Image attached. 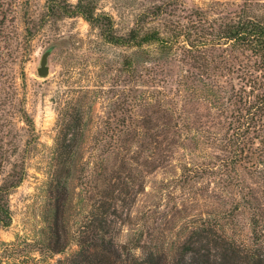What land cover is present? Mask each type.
<instances>
[{
  "label": "rangeland",
  "instance_id": "374dc122",
  "mask_svg": "<svg viewBox=\"0 0 264 264\" xmlns=\"http://www.w3.org/2000/svg\"><path fill=\"white\" fill-rule=\"evenodd\" d=\"M47 3L0 0V183L13 170L24 169L25 174L9 196L12 223L0 226V264H58L72 254L102 189L113 190L116 197L110 221L117 244L137 256L155 251L175 258L192 229L204 223L217 235L264 252V152H255L257 146L263 150L264 139L251 132L241 144L230 141L232 106L217 107L219 102L204 91L202 104L189 105L190 128L172 123L164 131L172 144L166 151L168 162L141 169L142 118L150 115L162 129L163 107L158 105H183L175 102L176 88L170 91L164 79L202 69L194 68L179 46L165 54L156 44L143 49L110 44L79 15L42 20ZM96 3L97 11L114 17L120 34L139 25L141 14H146L145 29H160L166 36L175 27L188 25L195 10L220 19L235 17L245 8L264 19V0ZM160 5L164 7L156 15L154 9ZM48 49L50 72L41 77L38 68ZM162 57L165 61L159 67ZM225 80L220 84L228 88ZM76 108L83 109L85 129L66 214L69 245L53 253L46 248L48 218L55 207L48 187L56 140ZM237 147L243 151L238 164L231 162ZM193 162L201 166L196 178L186 175L182 166ZM254 218L259 221L256 230Z\"/></svg>",
  "mask_w": 264,
  "mask_h": 264
},
{
  "label": "trees",
  "instance_id": "16d2710c",
  "mask_svg": "<svg viewBox=\"0 0 264 264\" xmlns=\"http://www.w3.org/2000/svg\"><path fill=\"white\" fill-rule=\"evenodd\" d=\"M169 6L167 3L165 7ZM163 7L158 6L154 13L160 14ZM97 9L96 0H78L76 4L68 0H48L42 20L79 15L97 27L102 38L113 45H138L139 49H143L145 45L156 44L160 53L165 54H170L179 46V49L182 47L184 50L187 60L193 62V67L203 72L187 70V73L169 75V78L164 79V86L170 85V91L176 88L175 102L180 100L183 105H158L163 107L161 117L165 121L162 129L158 128V123H153L150 115L142 118L143 132L139 134V142L142 141L143 147L142 151L139 150L141 169L147 170L151 166L158 168L168 162L170 154L166 151H171L172 144L164 137V131L172 123L190 128L189 105L202 104L204 91L213 95L214 102H219L217 107L225 109L232 106V132H228L230 141L241 144L251 132L257 134L255 137L264 139L261 135V130H264L263 18L251 16L245 8L235 17L220 19H209L201 11L195 10L188 19V25L181 24L175 27L174 33L166 36L160 29H145L146 14H141L139 25L127 34H120L114 17ZM25 23L27 32L31 34L28 22ZM219 49L220 52H217ZM158 61L161 67L165 59L162 57ZM222 78H227L224 82L229 84L228 88L220 84ZM83 115V109L76 108L56 140L54 170L48 187L50 198L55 200V207L53 215L49 214L50 236L46 243V248L53 253L63 252L69 245L66 214L72 199L77 154L84 142L82 134L85 126L81 122ZM235 151V158H231V162H241L243 151L238 152V147ZM255 152H264V148L261 150L257 146ZM182 166L186 169V175L191 174L195 178L199 176L201 166L198 163ZM24 176V169L13 170L0 183V226L7 227L12 223L9 196L22 183ZM101 192L103 194L89 212L88 222L82 225L79 232L77 250L60 259L58 264H264V252L249 249L226 236L217 235L213 226H206L205 223L202 227L192 229V234L175 258L171 259L155 251L137 256L130 248L117 244L113 223L110 221L115 212L112 200L116 197L112 195L113 190L102 189ZM252 224L256 230L259 221L254 218Z\"/></svg>",
  "mask_w": 264,
  "mask_h": 264
},
{
  "label": "water",
  "instance_id": "95a60500",
  "mask_svg": "<svg viewBox=\"0 0 264 264\" xmlns=\"http://www.w3.org/2000/svg\"><path fill=\"white\" fill-rule=\"evenodd\" d=\"M51 53V50L48 49L45 51L41 57L40 66L38 68V73L41 77H47L50 72V66H49V55Z\"/></svg>",
  "mask_w": 264,
  "mask_h": 264
}]
</instances>
